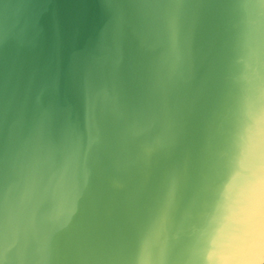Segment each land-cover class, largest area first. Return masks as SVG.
Here are the masks:
<instances>
[{
    "label": "water",
    "instance_id": "water-1",
    "mask_svg": "<svg viewBox=\"0 0 264 264\" xmlns=\"http://www.w3.org/2000/svg\"><path fill=\"white\" fill-rule=\"evenodd\" d=\"M0 264H264V0H0Z\"/></svg>",
    "mask_w": 264,
    "mask_h": 264
}]
</instances>
